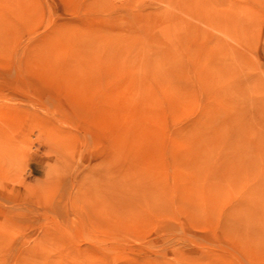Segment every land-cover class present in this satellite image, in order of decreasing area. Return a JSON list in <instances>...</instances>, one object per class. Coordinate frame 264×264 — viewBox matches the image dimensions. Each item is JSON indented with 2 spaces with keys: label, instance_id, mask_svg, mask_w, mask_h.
I'll return each mask as SVG.
<instances>
[{
  "label": "rangeland",
  "instance_id": "374dc122",
  "mask_svg": "<svg viewBox=\"0 0 264 264\" xmlns=\"http://www.w3.org/2000/svg\"><path fill=\"white\" fill-rule=\"evenodd\" d=\"M0 264H264V0H0Z\"/></svg>",
  "mask_w": 264,
  "mask_h": 264
}]
</instances>
